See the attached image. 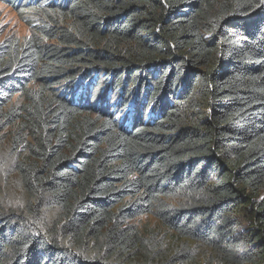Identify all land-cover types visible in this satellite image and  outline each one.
Listing matches in <instances>:
<instances>
[{
  "label": "trees",
  "instance_id": "obj_1",
  "mask_svg": "<svg viewBox=\"0 0 264 264\" xmlns=\"http://www.w3.org/2000/svg\"><path fill=\"white\" fill-rule=\"evenodd\" d=\"M1 1L0 264H264V0Z\"/></svg>",
  "mask_w": 264,
  "mask_h": 264
},
{
  "label": "rangeland",
  "instance_id": "obj_2",
  "mask_svg": "<svg viewBox=\"0 0 264 264\" xmlns=\"http://www.w3.org/2000/svg\"><path fill=\"white\" fill-rule=\"evenodd\" d=\"M33 6V5H32ZM21 9L20 6L13 5L12 3L0 0V41L5 38H22L30 34L31 26L27 19L33 15V10ZM102 84V81L99 82ZM94 116V115H92ZM15 128L11 127L0 133V141L4 140L5 144L10 142L11 135L14 133ZM17 183H13L7 190L0 192V202L5 201L7 205L11 206L15 210H22L24 205H21V193L15 187ZM264 192V190H263ZM238 220L242 221L238 212L232 213ZM143 234H153L158 244H165L166 248H169L174 242L167 241L164 238V230L160 228L157 219L152 215L139 216L133 220H130ZM174 246V245H173ZM198 251L196 250V253ZM200 259V264H207Z\"/></svg>",
  "mask_w": 264,
  "mask_h": 264
},
{
  "label": "clouds",
  "instance_id": "obj_3",
  "mask_svg": "<svg viewBox=\"0 0 264 264\" xmlns=\"http://www.w3.org/2000/svg\"><path fill=\"white\" fill-rule=\"evenodd\" d=\"M12 2L14 1V0H11Z\"/></svg>",
  "mask_w": 264,
  "mask_h": 264
}]
</instances>
